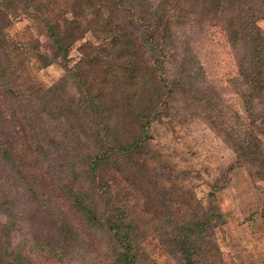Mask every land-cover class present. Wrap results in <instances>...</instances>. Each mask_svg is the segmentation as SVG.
<instances>
[{
    "label": "trees",
    "instance_id": "obj_1",
    "mask_svg": "<svg viewBox=\"0 0 264 264\" xmlns=\"http://www.w3.org/2000/svg\"><path fill=\"white\" fill-rule=\"evenodd\" d=\"M69 3L0 0V192L12 176L24 205L45 210L51 203L46 194L60 193L86 214L97 203L91 195L108 202L117 175L144 177L134 168L145 166L141 157L152 148L153 124L171 115L175 104L218 112L193 49L208 28H221L235 52L249 84L248 110L253 106L247 98L264 92V33L257 25L264 0ZM20 15L32 23L11 38L8 30ZM38 29H44V42ZM78 42L80 57L69 66ZM172 63L175 72L167 68ZM52 64L64 75L46 87L33 72ZM23 212L20 220L28 217ZM124 217L122 209L109 217L108 230L128 242ZM194 227L202 232L205 222ZM192 229L182 227L174 236L188 254L186 264H199L182 242Z\"/></svg>",
    "mask_w": 264,
    "mask_h": 264
},
{
    "label": "rangeland",
    "instance_id": "obj_2",
    "mask_svg": "<svg viewBox=\"0 0 264 264\" xmlns=\"http://www.w3.org/2000/svg\"><path fill=\"white\" fill-rule=\"evenodd\" d=\"M31 23L20 15L10 37ZM257 25L264 33V19ZM37 32L44 42V29ZM79 45L69 51V66L80 57ZM193 49L218 112L175 104L178 111L153 124L145 166L131 167L144 177L117 175L108 202L91 195L97 203L86 214L60 193L46 194L45 210L24 205L11 176L0 192V264H186L174 236L182 227L193 228L182 242L199 264H264V92L247 98L248 110L249 84L221 28H208ZM176 66L167 64L169 72ZM33 73L46 87L64 75L58 64ZM120 209L129 243L108 230ZM24 210L28 217L20 220ZM197 221L205 222L204 231Z\"/></svg>",
    "mask_w": 264,
    "mask_h": 264
}]
</instances>
